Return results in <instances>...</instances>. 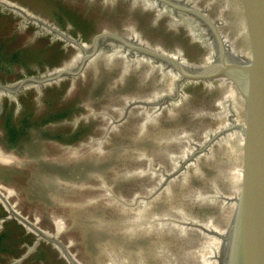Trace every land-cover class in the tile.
<instances>
[{"label": "water", "instance_id": "water-1", "mask_svg": "<svg viewBox=\"0 0 264 264\" xmlns=\"http://www.w3.org/2000/svg\"><path fill=\"white\" fill-rule=\"evenodd\" d=\"M12 54L0 264H264V0H0Z\"/></svg>", "mask_w": 264, "mask_h": 264}, {"label": "trees", "instance_id": "trees-1", "mask_svg": "<svg viewBox=\"0 0 264 264\" xmlns=\"http://www.w3.org/2000/svg\"><path fill=\"white\" fill-rule=\"evenodd\" d=\"M16 54H12L10 56H6V57H2L0 56V62H5V63H9L10 65L13 63H16ZM76 109H71L70 107L68 109H62L61 111H57L54 113H48L46 115H48L47 117H43L45 116V114H41L38 115L40 116V118L35 121L34 123H32V126H35L37 129H40V127L48 120H53L55 119L58 115V117L60 118H64V117H68L69 115H71ZM26 110H23L22 116H24V119L20 122L22 125L18 126V121H14L12 120V118L9 119V115H6L3 121V125L1 126V128L4 131V135L6 139V145L7 146H14L15 144L18 143V136L19 134H21L23 132V127L26 125L28 118L31 119L35 117L34 113H30L29 115H26ZM80 129L76 130L75 132L78 134V131ZM42 134H46V132H44L43 130ZM48 135V134H47ZM78 136H76V134H71L69 137V141H73L75 138H77ZM8 238V232L4 231L0 234V253L3 249L4 246H2V241ZM39 252H37L34 256L30 257V259L32 260H36L37 258H39ZM30 262V261H29Z\"/></svg>", "mask_w": 264, "mask_h": 264}]
</instances>
